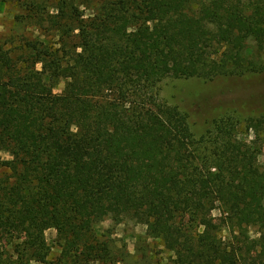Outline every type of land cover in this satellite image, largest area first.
<instances>
[{"label": "trees", "instance_id": "obj_1", "mask_svg": "<svg viewBox=\"0 0 264 264\" xmlns=\"http://www.w3.org/2000/svg\"><path fill=\"white\" fill-rule=\"evenodd\" d=\"M60 13L75 48L0 49V169L11 174L0 230L24 237L20 258L45 262L54 229L64 264H111L96 228L126 217L174 264H264V170L241 122L197 138L158 93L168 78L264 73V0H102L88 18ZM245 123L257 132L264 116Z\"/></svg>", "mask_w": 264, "mask_h": 264}, {"label": "rangeland", "instance_id": "obj_2", "mask_svg": "<svg viewBox=\"0 0 264 264\" xmlns=\"http://www.w3.org/2000/svg\"><path fill=\"white\" fill-rule=\"evenodd\" d=\"M102 0H0V49L15 57L22 54L21 46L27 42H42L55 49L62 43L74 48L79 44L75 33L62 37L54 25L62 8L77 10L78 16L88 18L99 13ZM67 4H66V3ZM70 44V45H69ZM72 47V48H73ZM66 90L63 82L55 93ZM159 98L170 106L178 107L189 116L194 135H205L220 120L233 117L241 122L238 139L251 146L257 154L258 165L264 170V128L246 131V120L264 116V73L244 76L220 77L214 81L201 78L164 80L158 87ZM2 160L9 155L0 151ZM10 172L0 169V182L10 177ZM218 215V212L214 213ZM98 238L107 243L113 252L111 264H174V256L161 243L147 235V227L129 219L109 217L97 228ZM255 238V232H252ZM45 262L21 259L22 235L0 230V264H64L61 258L56 230L45 234ZM97 264V263H96Z\"/></svg>", "mask_w": 264, "mask_h": 264}, {"label": "clouds", "instance_id": "obj_3", "mask_svg": "<svg viewBox=\"0 0 264 264\" xmlns=\"http://www.w3.org/2000/svg\"><path fill=\"white\" fill-rule=\"evenodd\" d=\"M76 129L75 128H73V131H75Z\"/></svg>", "mask_w": 264, "mask_h": 264}]
</instances>
